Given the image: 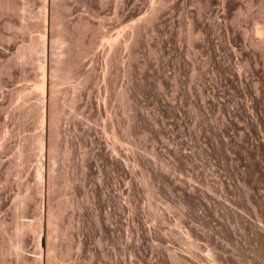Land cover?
Returning <instances> with one entry per match:
<instances>
[{
  "label": "rangeland",
  "instance_id": "1",
  "mask_svg": "<svg viewBox=\"0 0 264 264\" xmlns=\"http://www.w3.org/2000/svg\"><path fill=\"white\" fill-rule=\"evenodd\" d=\"M158 1L0 0V264H264V0Z\"/></svg>",
  "mask_w": 264,
  "mask_h": 264
},
{
  "label": "bare ground",
  "instance_id": "2",
  "mask_svg": "<svg viewBox=\"0 0 264 264\" xmlns=\"http://www.w3.org/2000/svg\"><path fill=\"white\" fill-rule=\"evenodd\" d=\"M157 4V3H156ZM158 5L159 6H163L164 5V1L163 0H159L158 1ZM2 6V5H1ZM0 6V7H1ZM3 6H6V5H3ZM2 6V7H3ZM5 8H8V5L5 7ZM156 7H154V9H155ZM157 8H158V6H157ZM160 8V7H159ZM1 9V8H0ZM44 9H45V12H46V5H45V7H44ZM153 10V9H152ZM150 10V14L153 12H155L156 10ZM158 11H160V10H158ZM152 13V14H153ZM156 13V12H155ZM154 13V14H155ZM46 14V13H45ZM156 15H158L157 13H156ZM156 15H154L155 17H156ZM149 16V15H148ZM151 17L152 16H150V18H147V19H142V21L145 23L146 22V24L148 23V21L149 20H151ZM145 18V17H144ZM153 19H156V18H153ZM152 19V20H153ZM151 20V21H152ZM143 24V23H142ZM86 26V25H85ZM87 28H88V26H87ZM73 29V28H72ZM89 29V28H88ZM85 30V29H84ZM137 31V28L136 29H134L132 32H135V34L137 33L138 34V31ZM71 32V31H70ZM255 32V33H254ZM253 33L255 34V36H256V40H257V42L255 43V44H253V45H255L258 49L259 48H264V28L262 27V28H257V29H255V31H253ZM45 34V33H44ZM72 34V33H71ZM100 35V34H99ZM98 35V36H99ZM132 35H134V34H132ZM130 36H131V34H130ZM135 36V35H134ZM61 37V36H60ZM97 37V36H96ZM96 37H94V38H92L90 41H88V43H87V46H85V48L84 49H82L81 51V53L80 54H78L79 56H77V57H79L80 59L85 55V54H88V52H90L91 50H93V49H95V46H96ZM247 37V36H246ZM76 38V37H75ZM97 39H98V37H97ZM109 39H110V37H109ZM81 40V39H80ZM99 40V39H98ZM127 40V39H126ZM29 41V40H28ZM72 41V40H71ZM74 41V40H73ZM45 42V36H42V35H39V36H34V38L32 39V37H31V39H30V41L28 42V44L26 43L25 45H22V46H20L19 48H18V51H17V54H16V59L17 60H19V59H22L21 57L22 56H24V55H27V54H29V55H32V54H34V53H36V50L39 48V46L40 45H42L43 43ZM98 42V41H97ZM115 42H117V41H115ZM115 42H114V40H108V42H107V44H108V46L109 47H111V45L112 44H115ZM106 43V42H105ZM82 44V43H81ZM80 46V45H79ZM107 46V47H108ZM114 45H112V47H113ZM77 47V46H76ZM115 47V46H114ZM84 50V51H83ZM109 50H111L110 48H109ZM105 52V51H104ZM90 53H92V51L90 52ZM86 56H88V55H86ZM105 56H106V54H105ZM76 57V58H77ZM78 58V59H79ZM77 59V60H78ZM20 61V60H19ZM80 61V60H79ZM77 63V62H76ZM44 71H45V69H43V74H41L42 76V78H40L39 79V82H38V84L36 83V84H34V85H36V86H34L35 88H34V93L36 94H34L36 97L38 96V98L40 99V100H42L43 101V104H41V105H39V104H36L35 102H32V101H30L29 100V96L30 95H32V93H33V90H32V93L30 92L29 94H24V95H22L23 97H22V99L20 100V101H22L21 103H19V105L16 107L17 108V111L18 112H22V113H24V112H26V111H28V112H26V113H30L31 112V114L33 113V115H34V117H35V119H37V120H39V121H41V126H43V124H44V116L45 115H43V118L42 117H40L39 115H37V114H39V113H37V107L38 106H41V107H43L44 108V106H45V103L44 102H46V104H48V106L50 107V108H53V107H55L56 105H57V100H56V94H57V88H52V87H50L49 88V90H48V100H44L45 98H44V96H45V73H44ZM45 77V78H44ZM26 86V85H25ZM19 90H21V89H19ZM29 92V91H28ZM120 96L121 97H124L123 95H121L120 94ZM35 97V98H36ZM47 97V96H46ZM32 98V97H31ZM38 98H36L37 100H39ZM125 98V97H124ZM33 99V98H32ZM34 100V99H33ZM123 101V100H122ZM29 102H32V103H35V104H32V103H29ZM40 102V101H39ZM124 102V101H123ZM127 101H125V103H126ZM41 107H40V109H41ZM21 113V114H22ZM55 113H51V115L49 116V119H51V124L53 125V126H55V124H56V120H54V118H55V115H54ZM24 115V114H23ZM42 116V115H41ZM40 118H42L41 120H40ZM42 128V127H41ZM43 129V128H42ZM41 129V130H42ZM54 129H55V131H56V128L54 127ZM42 132H43V130H42ZM41 132V134L39 135V137L40 138H42L43 139V133ZM38 137V138H39ZM49 211V210H48ZM42 212V211H41ZM41 214V213H40ZM42 216V215H41ZM43 217V216H42ZM16 250H19V246H17L16 247Z\"/></svg>",
  "mask_w": 264,
  "mask_h": 264
}]
</instances>
